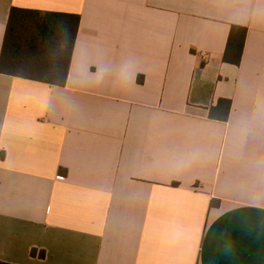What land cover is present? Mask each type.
<instances>
[{
	"label": "crops",
	"instance_id": "crops-1",
	"mask_svg": "<svg viewBox=\"0 0 264 264\" xmlns=\"http://www.w3.org/2000/svg\"><path fill=\"white\" fill-rule=\"evenodd\" d=\"M12 8L79 25L64 87L0 74V262L264 264V0H0V54Z\"/></svg>",
	"mask_w": 264,
	"mask_h": 264
},
{
	"label": "trees",
	"instance_id": "trees-1",
	"mask_svg": "<svg viewBox=\"0 0 264 264\" xmlns=\"http://www.w3.org/2000/svg\"><path fill=\"white\" fill-rule=\"evenodd\" d=\"M78 25L77 15L12 8L0 54V74L64 87ZM246 33L245 27L231 26L224 63L240 65ZM230 108L231 102L221 99L211 109V117L226 121Z\"/></svg>",
	"mask_w": 264,
	"mask_h": 264
}]
</instances>
